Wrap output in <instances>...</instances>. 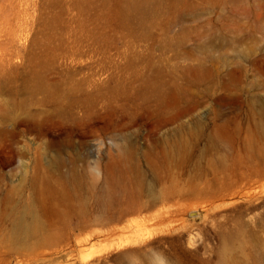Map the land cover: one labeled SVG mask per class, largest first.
Wrapping results in <instances>:
<instances>
[{"label": "rangeland", "instance_id": "1", "mask_svg": "<svg viewBox=\"0 0 264 264\" xmlns=\"http://www.w3.org/2000/svg\"><path fill=\"white\" fill-rule=\"evenodd\" d=\"M97 260L264 264V0H0V264Z\"/></svg>", "mask_w": 264, "mask_h": 264}, {"label": "bare ground", "instance_id": "2", "mask_svg": "<svg viewBox=\"0 0 264 264\" xmlns=\"http://www.w3.org/2000/svg\"><path fill=\"white\" fill-rule=\"evenodd\" d=\"M136 238H137V237H136ZM120 240H121V239H120ZM130 241H131V239H128V238H127L126 240L123 239L122 241H119V242H118L119 247H121V248H122V247H126L125 245H126L127 243L129 244ZM114 242H115V241H114ZM114 242L112 241V243L110 242L111 244H106V245L104 246V248H103V249H105L104 252H105V251H108V250L110 249L109 247H112V246L114 245V244H113ZM105 243H106V242H105ZM150 243H151V242H150ZM100 244H101V243H100ZM100 244H99V245H100ZM128 244H127V245H128ZM142 244H144V243H142ZM115 245H116V243H115ZM135 245H136V244H135ZM101 246H102V245H101ZM101 246H100V247H101ZM97 247H98V246H97ZM114 247H115V246H114ZM116 247H117V246H116ZM95 248H96V247H95ZM95 248H94V249H95ZM92 250H93V249H92ZM96 250H97V249H95V251H96ZM101 250H102V249H101ZM112 250H113V248H112ZM114 250H115V249H114ZM93 251H94V250H93ZM98 251H99V249H98ZM132 251H135V250H132ZM102 252H103V251H102ZM104 252H103V253H104ZM103 253H102V254H103ZM110 254H111V253H110ZM123 254H124V253H123ZM99 255H100V254H99ZM99 255H98V256H99ZM106 255H107V254H106ZM100 256H101V255H100ZM125 256H126V255H125ZM94 257H96V256H94ZM102 257H103V256H102ZM105 258H106V257H105ZM96 259H97V258H96ZM93 260H94V259H93ZM106 262H107V261H106ZM89 264H101V262H99V260H97V261H91Z\"/></svg>", "mask_w": 264, "mask_h": 264}]
</instances>
